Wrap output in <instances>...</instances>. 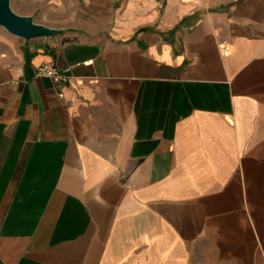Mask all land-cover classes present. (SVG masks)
<instances>
[{"label": "crops", "instance_id": "1", "mask_svg": "<svg viewBox=\"0 0 264 264\" xmlns=\"http://www.w3.org/2000/svg\"><path fill=\"white\" fill-rule=\"evenodd\" d=\"M10 6L0 264H264V0Z\"/></svg>", "mask_w": 264, "mask_h": 264}, {"label": "water", "instance_id": "2", "mask_svg": "<svg viewBox=\"0 0 264 264\" xmlns=\"http://www.w3.org/2000/svg\"><path fill=\"white\" fill-rule=\"evenodd\" d=\"M0 27L24 40L48 38L62 33V29L36 23L30 15L17 14L12 10L10 0H0Z\"/></svg>", "mask_w": 264, "mask_h": 264}, {"label": "built area", "instance_id": "3", "mask_svg": "<svg viewBox=\"0 0 264 264\" xmlns=\"http://www.w3.org/2000/svg\"><path fill=\"white\" fill-rule=\"evenodd\" d=\"M68 69H59L48 63H43L35 68V73L38 76L49 78L54 84L64 85L69 81ZM59 97H62V93H58Z\"/></svg>", "mask_w": 264, "mask_h": 264}]
</instances>
